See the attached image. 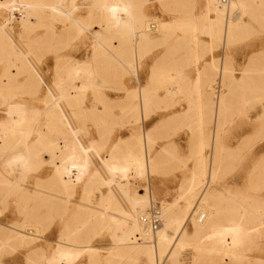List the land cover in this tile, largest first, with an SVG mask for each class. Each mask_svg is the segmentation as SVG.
Returning a JSON list of instances; mask_svg holds the SVG:
<instances>
[{"label":"rangeland","instance_id":"rangeland-1","mask_svg":"<svg viewBox=\"0 0 264 264\" xmlns=\"http://www.w3.org/2000/svg\"><path fill=\"white\" fill-rule=\"evenodd\" d=\"M140 1L143 2L142 11L147 15V23L151 24L149 27L152 31L153 44L146 53L139 56L138 64L135 58L131 57L132 67L127 64L129 57L126 53L117 52V57H115L107 51L105 52L104 47H100L98 39H95L93 33L87 32L72 40L65 48H61L63 45L55 41L34 40L43 34L42 28L21 33L22 25L19 19L6 26L7 31L12 32L19 48L31 49L29 59L37 71L38 78H41L43 82L30 87L24 82L25 78L30 77L29 73H26L17 77L14 86L4 87L0 84V119L7 115L6 104L23 102L29 110L37 113L35 115V119L38 121L36 128L45 127L46 121H48V117L44 113L48 107L45 99L46 88L50 87L56 92L60 76H65V72L73 69L78 63L91 61V68L97 74L99 85L95 89L88 90L83 103L76 107L79 110L83 109V112L73 117L70 113L71 109L66 110L71 120V126L82 128V132L75 136L76 141L90 148V156L93 161L90 176L99 171L101 181H91L88 176L77 186L67 189L61 182L53 178L56 165L50 161L51 154L33 148L38 137L37 134H34L27 139L28 147H32L28 154L31 158L33 157L30 171L21 179L20 190L9 188V185L7 187L4 182L8 178L12 180L19 178L21 172L17 170L19 166L15 165H11L14 170L11 173L8 172L12 168L7 165L8 159L14 154V151H0V223L4 224L0 230L6 229L8 225L19 224L25 225V229L30 226V229L27 228V232H30L39 226H42L43 230V228L52 225L47 234H41L44 237L30 245L19 244L18 239L13 237L9 238L7 244H4V240L1 239L0 264H47V260L51 258L58 247L57 240H62V237L65 238L62 241L77 246L84 245V241H88V244L96 247L95 251L97 252V260L94 262L89 260L88 255H85L82 258H73L66 264H146L145 257L136 258L134 254L123 255L125 249L115 247L116 239L122 231L120 228L113 227L108 218L113 216L115 221L119 222V218L123 216L121 209L130 208L128 197L147 193L148 189L151 190V201L153 199V204L161 206L162 213L163 207L169 204L176 203V208L180 209L184 205L181 197L182 192L188 188L198 167L200 143L197 147L198 143L194 141L195 149H191L189 161H194L193 171L154 172L149 177L142 178L127 173L124 178L125 193L117 184L109 186L104 182V179L110 175L105 165V159L112 153L118 160L122 159L129 152L130 146L123 145L115 149V144L120 138L130 139L125 136L132 134L136 127H142L140 124L131 123L132 120L140 122V117L125 118L122 116L121 104L127 90H137L139 87L144 88L149 84L148 97L151 96V98L157 95V92H154L157 89L165 90L164 103L161 105L155 103L154 106L151 103L149 105L150 114L154 113L153 116L181 115L180 111L185 104L183 102L185 93L181 89V85L184 84V73L181 62L177 61V58L186 53L195 54L207 51L218 57L215 61L217 75L211 80L212 105L216 101V94L225 95L229 92V79H224L221 82V78H218V67L221 65V61L223 64H230L232 77L236 79L241 78L243 70L248 65L260 71L252 81L237 86L234 91L230 92V102L222 114L224 123L219 131V147L223 159L222 170L213 182L212 189L222 193V196L228 200V204L235 203L238 207L251 205L256 199L262 200L260 211L264 215V2L256 7L259 13L253 10L242 11L240 15L237 13L238 11L230 14L228 20L230 21L233 17L241 23L246 22L249 26V33L236 38L231 43L223 44L222 37L217 33L212 35L208 31V27L202 28L204 25L207 26L206 20H203L202 17L206 13V11L202 12L203 7L206 10V0ZM74 4L76 18L91 23L98 22V14L91 11L100 7L98 3L93 0H75ZM69 7H71L70 4ZM91 14H95V16ZM7 16V12L0 13V22H3ZM194 18L201 29L195 33L188 26L178 28L175 26L177 22L189 21ZM164 22L171 24L170 29L166 32L160 30ZM62 24L58 22V25ZM153 25H158V28ZM156 28L157 30H155ZM111 29L112 27H107L101 42L106 45L107 49H111L114 44L121 47L118 32L114 28L112 31ZM204 36L211 38L210 44H202L201 38ZM96 46H99L103 53L93 59ZM163 57L166 58L165 70L157 72L151 69L157 59ZM4 65L6 66V60L0 58V74L4 71ZM124 65L126 67L128 65L129 69H126ZM149 71L152 72L150 80H148ZM169 76H179L180 85L167 83L165 78ZM170 86H175V94H169ZM35 90L38 91L35 93ZM172 96L175 100L173 104L171 103ZM181 102H183L182 106ZM211 117L213 124V115ZM213 129L214 124L212 131ZM96 133L103 139L102 143L85 141V139L92 138L93 134L94 137H97ZM92 143L98 146L91 147ZM22 149L21 145L15 149V153H22ZM208 153L207 147L202 156H206ZM169 159L175 163V157L172 156ZM177 163L179 166L175 168L188 170L185 161L178 160ZM156 176L172 178L174 182L182 184L179 190L173 191L172 199L157 196L152 187V178ZM108 201L110 207L106 208L105 204ZM105 210L108 211L105 212ZM190 224L188 232L192 233L193 228ZM1 233L0 231V235ZM6 236L8 237V233H5L4 237L1 235V238ZM35 250L39 252V256L35 255L37 253ZM240 251L243 252V259L234 260L214 255L196 257L197 252L188 248L180 256V263L264 264V227H261L257 235L248 241Z\"/></svg>","mask_w":264,"mask_h":264},{"label":"bare ground","instance_id":"bare-ground-1","mask_svg":"<svg viewBox=\"0 0 264 264\" xmlns=\"http://www.w3.org/2000/svg\"><path fill=\"white\" fill-rule=\"evenodd\" d=\"M74 1L0 0V13H8V16L5 17L6 19L0 22V58L6 60L4 71L0 74V84L4 87L14 86L17 77L26 73H29L30 77L25 78L24 82L30 87L40 84L41 81L43 82L41 78H38L37 71L29 59L31 49L26 48L23 50L19 48L12 32H8L6 29L10 22H14L17 19L21 21V33H28V31L31 32L34 29L42 28L44 30L43 34L34 38V40L42 42L55 41L63 45L61 48H65L72 40L79 38L81 35L83 36L87 32L93 33L95 39H98L100 47H104L105 52L107 51L115 57H117V52L126 53L129 57L127 64L130 67H132L131 57H134L138 64L139 56L146 53L153 44L152 31L149 27L151 24L147 23V15L142 11L143 2L140 0H93L100 5V7L91 10L98 14L99 20L97 23L76 18L74 16ZM263 2L264 0H233L228 5H225L222 0H206V13L202 17L204 18L203 20H206L208 31L212 35L217 33L222 37L223 44H227L249 33L247 23H241L233 17L229 21L230 14L236 11H248L254 4H262ZM69 4L71 7H69ZM91 15L95 16V14ZM224 19L226 20L224 21ZM58 22L63 24L58 25ZM169 24L164 22L161 25V29H159L162 32H166L171 27V24ZM175 26L177 28L188 26L193 33L200 29L196 18L177 22ZM107 27H112L118 32L121 39V47L114 44L111 49H107L106 45L101 42L106 34ZM153 27L158 28V25H153ZM100 47L96 46L92 56L93 59L103 53ZM128 65L127 67H129ZM127 67L126 69H129ZM258 72H260L259 69H253L251 65H248L243 70L241 78L236 79L232 77L230 64H223L221 61V65L218 67V78H221V82L224 79H229V92L225 95H215L216 101L211 107L214 129L210 140L208 139L209 142L200 145L198 149L200 157L198 158L197 170L194 172L188 188L181 195L184 205L180 209L176 208V203L164 206L161 227L156 232H152L139 219L140 214L148 210L149 204L151 206L154 203L153 199L151 201V190L148 189L147 193H139L128 197L130 208L121 209L123 216L119 218L120 221L116 222L113 216L108 218L111 220L113 227L120 228L122 231L116 239L115 247L124 248L125 252L122 253L123 255L134 254L136 258L145 257L146 264H182L180 263V256L188 248H192L193 251L197 252L196 257L214 255L221 256L223 259H243V252L240 250L257 235L261 227H264V215L260 211L262 200L256 199L251 205L238 207L235 203L228 204V200L222 196L223 194L212 189V185L222 170L223 159L220 154L219 131L224 123L222 114L228 108L230 102V92L234 91L237 86H242L244 83L252 81L254 76L259 74ZM178 77L169 76L165 80L172 85L175 83L179 84ZM136 78L138 77L136 76ZM97 85H99L97 74L91 68L90 60L78 63L73 69L67 70L65 76L59 77L56 92L50 87L46 88L45 99L48 107L44 113L48 117V121H46L47 125L45 127L40 126L38 129L36 128L38 121L35 119L37 113L29 110L25 103L6 104L7 115L0 119V151H14V154L8 159L7 165L9 167L11 165L19 166L17 170L21 172L19 174L21 178L13 180L8 178L4 182L7 187L9 185V188L17 190L22 187L21 179L30 171L33 158L28 154L32 147H28L27 139L34 134H37L38 137L33 148L51 154L50 161L56 165L53 178L61 182L67 189L77 186L78 183L90 176L93 164L90 148L76 141L75 136L82 132V128L71 126V120L66 109H71L70 113L73 117L83 112V109L79 110L76 107L83 103L88 90L95 89ZM171 90L173 91V89H168L169 94H175ZM37 91L35 90V93ZM149 91V84L144 88L139 87L137 90H127V94L121 104L122 116L125 118L140 117L141 120L150 116ZM214 91L216 92L215 89ZM137 100L138 102H136ZM204 117L205 119L202 118L206 120V114ZM202 122L204 123V121ZM202 122L201 125H203ZM201 125L200 127H204ZM200 132L202 133L203 129L201 130L200 128ZM143 134L135 135L133 137L134 141L130 137V139L120 138L115 144V149L123 145L130 146V149L120 160L113 153L106 157L105 165L110 173L109 177L104 179L107 185L117 184L125 193L124 178L127 173H131L138 178L149 177L153 173L155 169L152 166L150 169L148 166V162H152L149 156L151 152L147 150L148 145L149 151L151 150V136L150 138L147 136L149 138L147 142V137L145 138L144 136L146 134ZM202 140L201 143H203ZM205 140L207 138L204 139V142ZM132 142H134V145H132ZM21 145L23 152L15 153V149ZM95 146L98 145L92 143L91 147ZM207 147L209 153L206 156H202L204 149ZM7 155L9 154L7 153ZM11 167L8 171L10 173L14 170L13 166ZM99 174L98 171V173L91 175L89 179L99 182L101 181ZM102 196L105 197L104 194ZM105 207H110L109 201L106 202ZM189 223H191L190 225L193 228L192 233L188 232ZM2 226L4 224L0 223V227ZM29 227L27 226V228ZM39 227L40 229H38ZM39 227L36 230L33 229L34 231L27 232L25 225H8L6 229L9 231L6 229L0 230L3 237L5 233H8V237L1 238L0 235V240H4L3 243L7 244L9 238L13 237L18 239L19 244L30 245L39 238L44 237L41 234H47L52 225L45 229L43 228V230L41 229L42 226ZM61 239L65 240L63 237ZM62 240H57L58 247L51 258L47 260V264H66L73 258H82L85 255L89 256L90 261L94 262L97 260L96 247L88 244V241H84V245L77 246ZM37 250L39 251L40 249ZM38 251H36V256H39ZM35 262L39 263L38 261Z\"/></svg>","mask_w":264,"mask_h":264},{"label":"crops","instance_id":"crops-1","mask_svg":"<svg viewBox=\"0 0 264 264\" xmlns=\"http://www.w3.org/2000/svg\"><path fill=\"white\" fill-rule=\"evenodd\" d=\"M258 5H260V3L257 5L254 4L248 10V12L254 10V12L259 13V10L256 8ZM205 11L206 10L203 7L202 12ZM237 13L240 15L241 12L239 11ZM204 27L207 28L208 26H202V28ZM201 39H202V44L211 43L210 37L204 36ZM214 56L215 55L212 52L203 51L195 54L186 53L183 56H179L177 58V61L181 62L182 72L184 73V84L181 85V89L182 92L185 93V96H183L184 99L183 102L185 104L183 106L182 111H180L181 115L153 116L154 114L153 113L150 114V116H148L146 119H142L140 122L138 120L136 121L132 120L131 123L140 124L142 127H136L135 129H133L134 131L132 132V134H128L125 137L128 138L130 137L132 140H134L133 137L137 134V132L138 135H142L143 133L146 134V135L143 134L145 138L147 136H149L150 138L151 136V145H150L151 150L149 151L148 149L149 147L148 143H147L148 145L147 150L148 152H151L149 156L151 157L152 162L149 161L148 163L150 165L148 164V166L150 167V169L151 166L153 167V169H155L153 173L154 172L175 173L176 171H183V172L193 171L194 169L192 168L194 166V161L192 160L189 161V158L191 156V149H195L194 141H197L198 143L197 147L199 146V143L200 145H202V144H207L209 142L213 128L212 117H210L211 107L213 102V96H212L213 91H212L211 80L215 78L217 75V69L215 68L216 67L215 61L218 58ZM171 60L173 61V59ZM165 62H166L165 57L158 58L155 64L151 67V69L157 72L164 71L166 68ZM151 71H149L148 80H150L151 78V73H152ZM198 77H200L199 78L200 81ZM198 82L200 83L198 84ZM171 89H173V91L171 90L172 92L176 91L175 86H171ZM154 92H157V95H154L152 98L151 96L148 97L149 105L151 103H153V106L155 105V103H157V105L159 104L161 105L162 103H164L166 99L164 93L166 91L157 89ZM174 101H175L174 96H172L171 103L173 104ZM183 102H181V106ZM198 104L202 106H199ZM203 109L205 110V113ZM199 114L203 116H200ZM205 114H206V120H204ZM202 121H204V123ZM201 122L203 125H201ZM200 125L204 127H200ZM200 128L201 130L203 129L202 132L204 133L203 135L200 132ZM149 138L148 137L146 138L147 142ZM206 138L207 140H205L204 142V139ZM201 140L203 143H201ZM85 141L95 142L100 144L103 142V139L100 138V135L97 134V137H94L93 134L92 138H89L88 140L85 139ZM114 144H112V146H114ZM166 149L168 151H164ZM172 156L175 157V163H172L171 161L172 159H169L170 157L172 158ZM178 160L185 161L188 170L175 168L179 166V164L177 163ZM97 163L99 162L97 161ZM152 181H151L152 187L153 189H155L157 196L159 198H166V199L167 198L172 199L171 194L174 193L173 191L176 189L179 190L181 188L180 185H182L180 182H174L172 178L170 179L163 178V176L153 177Z\"/></svg>","mask_w":264,"mask_h":264},{"label":"built area","instance_id":"built-area-1","mask_svg":"<svg viewBox=\"0 0 264 264\" xmlns=\"http://www.w3.org/2000/svg\"><path fill=\"white\" fill-rule=\"evenodd\" d=\"M233 0H222V3L228 5ZM142 224L149 228L152 232H156L162 224V210L160 205L152 204L147 211L140 214L139 217Z\"/></svg>","mask_w":264,"mask_h":264}]
</instances>
